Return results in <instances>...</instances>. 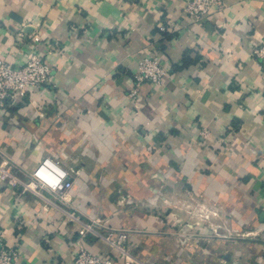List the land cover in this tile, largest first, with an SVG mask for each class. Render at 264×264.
<instances>
[{
	"label": "crops",
	"instance_id": "0c3cea01",
	"mask_svg": "<svg viewBox=\"0 0 264 264\" xmlns=\"http://www.w3.org/2000/svg\"><path fill=\"white\" fill-rule=\"evenodd\" d=\"M186 2L0 0V57L21 64L37 45L54 75L0 106V159L22 176L60 159L73 180L62 202L130 231L143 264H264V62L253 53L264 0H225L200 22ZM155 54L168 75L132 98L139 61ZM78 231L0 180V240L20 249L15 264H73Z\"/></svg>",
	"mask_w": 264,
	"mask_h": 264
},
{
	"label": "built area",
	"instance_id": "2783aa9c",
	"mask_svg": "<svg viewBox=\"0 0 264 264\" xmlns=\"http://www.w3.org/2000/svg\"><path fill=\"white\" fill-rule=\"evenodd\" d=\"M224 8L225 0H187L184 12L193 21L200 22L206 16L222 12ZM161 29L165 31L167 27L163 25ZM32 37L36 38L37 34ZM253 51L254 55L264 62V45L256 46ZM168 73L169 69L162 63L159 55L142 58L130 96L137 98L138 88L145 82L161 84ZM53 76V67L45 62L44 55L37 45L30 47L27 60L21 64L11 63L0 57V106H17L28 92L52 83ZM203 134L207 135V130H204ZM0 180L9 186L21 187L23 192L32 194L45 206L57 207L71 222L78 225L77 239L80 247L73 264H114L110 252L97 253L83 243L87 236L105 243L113 253L124 259L125 264H143L129 248L130 231L105 228L98 221L88 220L83 214L62 202L69 201L67 195L72 189L73 180L60 159L45 156L29 174L22 176L9 161L1 158ZM20 256L19 248L9 246L3 239L0 240V264H15Z\"/></svg>",
	"mask_w": 264,
	"mask_h": 264
},
{
	"label": "rangeland",
	"instance_id": "374dc122",
	"mask_svg": "<svg viewBox=\"0 0 264 264\" xmlns=\"http://www.w3.org/2000/svg\"><path fill=\"white\" fill-rule=\"evenodd\" d=\"M128 194H123L122 193V195H121V201H123L124 203H125V205L127 204V198H128V196H127ZM169 202V201H168ZM170 203V202H169ZM106 228V227H105Z\"/></svg>",
	"mask_w": 264,
	"mask_h": 264
}]
</instances>
